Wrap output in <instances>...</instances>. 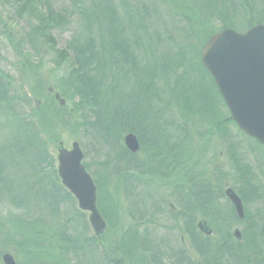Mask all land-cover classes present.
Returning <instances> with one entry per match:
<instances>
[{"label": "trees", "instance_id": "1", "mask_svg": "<svg viewBox=\"0 0 264 264\" xmlns=\"http://www.w3.org/2000/svg\"><path fill=\"white\" fill-rule=\"evenodd\" d=\"M38 1L44 11L39 24L29 30L35 38L52 43L54 30L60 31L74 22L64 46L57 51L60 58L71 64L64 74L61 91L73 99L80 130L104 151L106 161H111L106 173L98 174L97 170L93 173L102 217L109 218L100 191L102 184L108 183L106 177L118 178L123 195L135 199L139 196L134 192L138 178L151 173L166 174L171 166L176 167L177 146L189 131L186 123L193 122L195 117L214 125L219 137L228 138L226 120L235 123L229 113L228 118H223L221 109L226 106L202 64L200 49L219 29L241 31L244 26L246 29L254 23L264 24V0H191L197 15L194 13L195 20H189L187 15L191 14L186 13L183 23L174 22L171 12H167V17L161 14L156 1L150 10L141 0L138 4L132 0ZM250 12H256V17L246 20L245 14ZM210 25L215 26L212 32L207 31ZM201 80L209 81L212 90H195L200 88ZM199 100L201 104L195 106ZM32 115L41 120V127ZM0 118L6 131L0 145V201L6 200L21 210L22 214H17L20 216L15 215L20 222H31L27 219L33 217L32 223L47 220L56 225L62 255L72 264H91L98 256L94 244L101 234L88 236L85 220L78 225L73 221L74 215L66 210L65 206L74 198L62 185L54 159L46 148L45 134L51 132L50 120L41 112L17 113L1 74ZM145 131L153 136L142 135ZM129 132L138 139L137 152H130L123 144V136ZM226 146L229 167L238 184L232 188L242 200L244 215L239 218L228 200L227 209L219 206L208 179L197 181L188 194L175 192L176 214L164 217L161 213V217L166 223L172 222V227L179 224L186 232L197 260L182 251L171 252L168 257L174 259V264H264V213L252 218L246 211L248 204L264 200V185L236 156L237 145L231 141ZM106 161L102 167L107 166ZM83 164L88 170V164ZM32 195L40 200L45 218L28 214V196ZM144 198L139 201L147 208V218L141 215L136 225L158 218V206L148 205ZM132 213L129 215L135 219ZM197 214L214 224L216 239L211 241L210 236L197 228ZM238 225H242V230L236 238L231 226ZM128 230L119 242L128 264H164L161 258L164 252L152 241L151 229H144L139 237L136 230ZM131 244L139 245V253ZM33 260L29 264H58Z\"/></svg>", "mask_w": 264, "mask_h": 264}, {"label": "rangeland", "instance_id": "2", "mask_svg": "<svg viewBox=\"0 0 264 264\" xmlns=\"http://www.w3.org/2000/svg\"><path fill=\"white\" fill-rule=\"evenodd\" d=\"M132 1L137 4L140 2ZM141 1L149 10L156 1L160 13L167 17V12H171L174 22L183 23V16L188 13L191 14L187 15L189 20H195L192 18L197 15L191 0ZM42 11H44L43 6L38 0H0V74L6 80L10 94L14 98L17 113L41 112L50 120L51 132H46L45 143L47 151L54 159L55 167L57 166L55 157L59 148L70 149L71 142L77 141L84 153L82 162L88 164L87 171L94 178L95 170L98 174L106 173L105 169L110 166L111 161H106L104 151H100L99 147L80 130L77 114L73 109V99L68 93L61 91L64 74L70 69L71 64L68 59L60 58L57 51L64 46L74 22L72 20L60 31L54 30L52 34L54 42L45 43L29 33L31 27L39 24L38 19L43 15ZM250 13L245 14L246 20L256 17V12ZM239 26H243L242 22ZM244 27L240 30L242 31ZM214 29L215 26L210 25L207 31L212 32ZM198 86L200 88L195 90H212V85L207 80H201ZM55 93L64 99L63 105L56 100ZM200 104L199 100L195 106ZM221 111L225 115L223 118H228L229 112L226 108L222 107ZM33 117L41 127V120L36 116ZM198 118L195 117L191 120L193 122L186 123L189 131L185 133L181 144L177 146L178 154L174 165L176 167L171 166L166 174L151 173L138 178L134 192L139 196L134 197L135 199H127L123 195L118 178L111 175L109 178L106 177L108 183L104 182L105 185L102 184L100 191L106 210L109 211V218H106L108 221L103 217L108 226L97 239L98 242L94 244L97 258L92 263L90 261L87 263L128 264L122 257L119 242L122 235L130 228L136 230L138 237L144 229H151L152 241L164 252V255H161L164 264H174V259L168 257V254L181 251L196 261L197 258L193 257L192 249L187 241L186 232L180 229L179 224H174L175 221L173 224L176 227H172V222L166 223L167 220H163L161 213L164 217L165 215L174 217L173 214L177 212L174 193L188 194L193 185L202 179L209 180L212 196L215 201L218 200L219 206L226 209L229 207L224 191L226 188L238 186L229 167L230 157L226 145L231 141L237 145L236 156L248 165L250 172L256 175L261 185H264V145H258L244 136L238 127L229 122V118L226 120L228 121L226 124L228 138L226 139L219 137L214 125ZM209 118H212V115ZM5 132L4 122L0 118V145L4 140ZM142 135L149 138L153 136L146 131ZM60 142H62L61 145ZM105 161L107 166L102 167ZM147 197L149 198L146 199ZM143 198L144 201L147 200L148 205L158 206L159 213L156 214L158 218L154 222L142 220L136 225L135 222L141 215L147 218V208L142 201H139ZM28 200V214L41 215V219L45 218L46 213L41 210L40 200L35 195L28 196ZM6 202V200L0 201V264H5L2 256L6 253L12 256L14 264H29L37 258L58 264H72L66 256L62 255L63 251H59V246L62 244L57 237L56 225H51L52 223L47 220H44L47 224L32 223L35 220L33 217L27 219L31 222H24L27 223L24 224L15 216L22 214L21 210H16ZM44 205L49 210L45 202ZM134 205L135 207L132 208ZM65 207L69 214L74 215L73 221L78 225L83 224L81 220L83 222L85 220L89 227L86 233L88 236L92 235V229L88 224V213L78 208L76 200L74 199ZM246 211L252 218L263 214L264 200L248 204ZM129 212H133L135 219L131 218L132 215L130 216ZM202 220L210 229L208 236L213 241L217 236L214 224L208 218L197 214L195 225L197 226ZM234 228L240 231L242 225L231 226V232ZM133 247L137 248L136 253H139V245L133 244Z\"/></svg>", "mask_w": 264, "mask_h": 264}, {"label": "water", "instance_id": "3", "mask_svg": "<svg viewBox=\"0 0 264 264\" xmlns=\"http://www.w3.org/2000/svg\"><path fill=\"white\" fill-rule=\"evenodd\" d=\"M200 57L233 121L248 136L264 144V24L255 23L243 32L232 28L214 32L202 45ZM54 97L60 105L65 103L58 93ZM123 142L129 151H138L135 134H125ZM82 160L83 152L77 141L71 142L70 149L59 148L56 155L58 176L76 199L78 208L88 213L92 232L99 235L106 223L97 209L95 183ZM225 195L237 216L242 218L244 209L240 197L232 188H226ZM197 226L210 234L203 220ZM233 234L239 238L240 231L236 228ZM2 260L5 264H14L10 254H4Z\"/></svg>", "mask_w": 264, "mask_h": 264}, {"label": "bare ground", "instance_id": "4", "mask_svg": "<svg viewBox=\"0 0 264 264\" xmlns=\"http://www.w3.org/2000/svg\"><path fill=\"white\" fill-rule=\"evenodd\" d=\"M255 24V23H254ZM253 25V24H252ZM201 50V49H200ZM127 134V133H126ZM125 135V134H124ZM123 144H124V142H123ZM124 146H125V144H124ZM126 147V146H125ZM131 152V151H130ZM137 152V151H136ZM232 188V187H231ZM233 189V188H232ZM234 190V189H233ZM224 194H225V191H224ZM226 196V195H225ZM227 198V197H226ZM227 200H229L228 198H227ZM236 213V212H235ZM197 228H198V226H197ZM199 229V228H198ZM200 230V229H199ZM200 231H202V230H200ZM203 232V231H202ZM204 233V232H203ZM205 234V233H204ZM208 235V234H207Z\"/></svg>", "mask_w": 264, "mask_h": 264}]
</instances>
